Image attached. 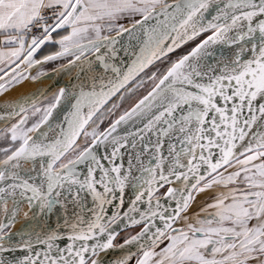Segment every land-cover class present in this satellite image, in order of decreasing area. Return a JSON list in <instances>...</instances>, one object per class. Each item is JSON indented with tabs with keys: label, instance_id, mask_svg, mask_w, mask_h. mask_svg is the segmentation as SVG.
I'll list each match as a JSON object with an SVG mask.
<instances>
[{
	"label": "snow or ice",
	"instance_id": "6c2138e0",
	"mask_svg": "<svg viewBox=\"0 0 264 264\" xmlns=\"http://www.w3.org/2000/svg\"><path fill=\"white\" fill-rule=\"evenodd\" d=\"M0 97V264H264V0H0Z\"/></svg>",
	"mask_w": 264,
	"mask_h": 264
},
{
	"label": "bare ground",
	"instance_id": "6f19581e",
	"mask_svg": "<svg viewBox=\"0 0 264 264\" xmlns=\"http://www.w3.org/2000/svg\"><path fill=\"white\" fill-rule=\"evenodd\" d=\"M42 83H47V81H42ZM20 87H24V88H26V90L28 91V90H30L31 88L35 87V85L32 84V83H30V82H25V83H23ZM17 88H19V87H17ZM17 88H15V89H17ZM16 226H18V224H17Z\"/></svg>",
	"mask_w": 264,
	"mask_h": 264
},
{
	"label": "rangeland",
	"instance_id": "374dc122",
	"mask_svg": "<svg viewBox=\"0 0 264 264\" xmlns=\"http://www.w3.org/2000/svg\"><path fill=\"white\" fill-rule=\"evenodd\" d=\"M26 91H27L26 88L19 86V88L14 89L11 93H9V95H15L17 92H26Z\"/></svg>",
	"mask_w": 264,
	"mask_h": 264
},
{
	"label": "water",
	"instance_id": "95a60500",
	"mask_svg": "<svg viewBox=\"0 0 264 264\" xmlns=\"http://www.w3.org/2000/svg\"><path fill=\"white\" fill-rule=\"evenodd\" d=\"M48 82V81H47ZM0 99H2V97H0Z\"/></svg>",
	"mask_w": 264,
	"mask_h": 264
}]
</instances>
